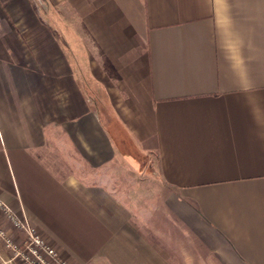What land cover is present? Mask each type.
<instances>
[{
    "label": "crops",
    "instance_id": "obj_1",
    "mask_svg": "<svg viewBox=\"0 0 264 264\" xmlns=\"http://www.w3.org/2000/svg\"><path fill=\"white\" fill-rule=\"evenodd\" d=\"M0 201L69 264H264V0H0Z\"/></svg>",
    "mask_w": 264,
    "mask_h": 264
},
{
    "label": "built area",
    "instance_id": "obj_2",
    "mask_svg": "<svg viewBox=\"0 0 264 264\" xmlns=\"http://www.w3.org/2000/svg\"><path fill=\"white\" fill-rule=\"evenodd\" d=\"M0 213L13 229L24 234L23 240L17 243L0 227V245L7 253H0V264H69L58 257L56 251L46 244L26 218L17 217L1 201Z\"/></svg>",
    "mask_w": 264,
    "mask_h": 264
},
{
    "label": "rangeland",
    "instance_id": "obj_3",
    "mask_svg": "<svg viewBox=\"0 0 264 264\" xmlns=\"http://www.w3.org/2000/svg\"><path fill=\"white\" fill-rule=\"evenodd\" d=\"M113 131H115L119 137H122V133L118 131V129H112ZM122 149L125 152H129L130 156L132 157V159L135 161L136 165H137V170L132 171V177L135 176V178L139 177V178H147L150 177L152 178L154 175L151 174L150 172H152V167H153V163H154V158H150L147 155H143L139 152H137V150L134 149V147L127 141H123L122 143ZM147 176V177H146ZM144 178V179H145Z\"/></svg>",
    "mask_w": 264,
    "mask_h": 264
}]
</instances>
